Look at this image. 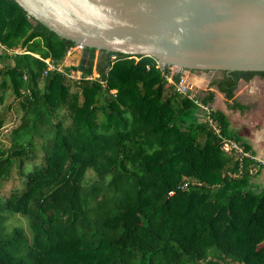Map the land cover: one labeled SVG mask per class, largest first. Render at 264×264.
Returning a JSON list of instances; mask_svg holds the SVG:
<instances>
[{"label":"trees","instance_id":"16d2710c","mask_svg":"<svg viewBox=\"0 0 264 264\" xmlns=\"http://www.w3.org/2000/svg\"><path fill=\"white\" fill-rule=\"evenodd\" d=\"M73 46L0 0V107L10 94L20 108L0 149V187L19 178L0 194V264H264L262 164L211 106L215 87L247 111L235 91L264 71H218L191 94L153 57L99 50L95 61L85 47L71 80L77 67L57 65Z\"/></svg>","mask_w":264,"mask_h":264},{"label":"water","instance_id":"95a60500","mask_svg":"<svg viewBox=\"0 0 264 264\" xmlns=\"http://www.w3.org/2000/svg\"><path fill=\"white\" fill-rule=\"evenodd\" d=\"M14 1L83 48L150 56L183 71H264V0Z\"/></svg>","mask_w":264,"mask_h":264},{"label":"rangeland","instance_id":"374dc122","mask_svg":"<svg viewBox=\"0 0 264 264\" xmlns=\"http://www.w3.org/2000/svg\"><path fill=\"white\" fill-rule=\"evenodd\" d=\"M2 51L0 47V52ZM83 49L79 46L71 47L65 57L61 60V62L57 65L58 70H63L65 67H77L75 69H71L68 72V76L71 80H78L82 77L81 70L79 68L80 61L82 58ZM95 61L100 54L98 50L95 51ZM114 58L113 56L111 57ZM49 61V59H48ZM49 63V68H53V66ZM161 67L162 64H159ZM171 73L180 72L181 81L177 85L178 88L182 90L190 89L191 94L196 92L201 93L205 90L209 84V81L213 77L220 76L218 71H191L180 69L178 67L170 66ZM97 76L95 68H93L92 74L87 78H94ZM170 80V78L168 77ZM243 81V80H242ZM71 83V90H75V86L73 85V81H68ZM241 82V81H240ZM215 89V87H213ZM219 92L215 89V93ZM202 94V93H201ZM222 93L217 94V98L215 99V104L213 105V109H220L225 112L228 118L231 121L230 129L232 132L239 134L243 137V141L248 143L251 146L264 147V78L259 76L252 77L247 82H241L239 87L235 91V98H237L243 104H249L250 108L247 111L239 112L233 111L228 108V102L222 97ZM19 113L20 108L18 106L17 100L14 95H7L6 100L3 106L0 107V114L3 115V124L0 129V149H5L9 145V137L11 130L18 124L19 122ZM65 112H61L60 114H64ZM64 124L68 125L70 119L67 116H64ZM262 164V172L258 175L256 179V183L259 186L264 185V157L260 160ZM16 174H14V177ZM94 175L91 173L88 174L89 180L94 179ZM18 179H12L7 181L3 186L0 187V194H8L11 189L16 188L18 185ZM8 221L11 224H21L22 226H26V221L24 218L14 215L9 216Z\"/></svg>","mask_w":264,"mask_h":264},{"label":"built area","instance_id":"2783aa9c","mask_svg":"<svg viewBox=\"0 0 264 264\" xmlns=\"http://www.w3.org/2000/svg\"><path fill=\"white\" fill-rule=\"evenodd\" d=\"M81 47V46H79ZM83 49V47H81ZM48 64H49V61L48 59L45 60ZM160 64V63H159ZM163 65V64H162ZM52 67V66H51ZM170 78V77H169ZM171 81V79H170ZM178 90H181L183 92H185V90H182L180 88L177 87ZM192 96V95H191ZM194 102L199 105L203 110H205L207 113L209 112L210 108L207 106V105H203L201 104L197 99H194ZM206 119L209 121V122H213L211 117L209 115L206 116ZM218 131V130H217ZM221 148L226 151V152H229L231 149H236L237 151H241L242 149L234 142V141H230V140H224L223 143H222V146Z\"/></svg>","mask_w":264,"mask_h":264},{"label":"crops","instance_id":"0c3cea01","mask_svg":"<svg viewBox=\"0 0 264 264\" xmlns=\"http://www.w3.org/2000/svg\"><path fill=\"white\" fill-rule=\"evenodd\" d=\"M242 83L244 82H247V81H241ZM241 82H240V84H241ZM214 92H215V89H214ZM218 93H221V92H216L215 93V98H214V101H213V103H212V107H213V105L215 104V99L217 98V94ZM222 97H224V95H222ZM237 99V98H236ZM238 100V99H237ZM239 101V100H238ZM251 146V145H250ZM251 148L255 151V158L258 160V161H260V160H262V158L264 157V147L263 148H261V147H257L256 145L255 146H251ZM262 172V171H261ZM261 173H259L258 175H260ZM258 175L256 176V179L258 178ZM256 179H255V182H256Z\"/></svg>","mask_w":264,"mask_h":264}]
</instances>
